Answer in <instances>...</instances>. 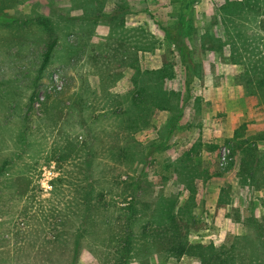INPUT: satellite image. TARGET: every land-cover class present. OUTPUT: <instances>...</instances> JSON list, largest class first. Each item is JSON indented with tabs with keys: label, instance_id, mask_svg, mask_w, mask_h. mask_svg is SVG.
<instances>
[{
	"label": "rangeland",
	"instance_id": "374dc122",
	"mask_svg": "<svg viewBox=\"0 0 264 264\" xmlns=\"http://www.w3.org/2000/svg\"><path fill=\"white\" fill-rule=\"evenodd\" d=\"M184 3L0 0V264H111L128 220V264H208L225 252L264 264V99L238 80L264 65V0H194L187 37L199 67L186 102L161 27ZM146 85L178 103L125 129ZM254 144L246 172L241 150ZM164 207L193 212L175 239L155 218ZM147 223L159 236L142 234Z\"/></svg>",
	"mask_w": 264,
	"mask_h": 264
},
{
	"label": "trees",
	"instance_id": "16d2710c",
	"mask_svg": "<svg viewBox=\"0 0 264 264\" xmlns=\"http://www.w3.org/2000/svg\"><path fill=\"white\" fill-rule=\"evenodd\" d=\"M194 0H185L184 5L181 7L180 14L178 20L172 26H161L163 31L165 32L166 38L170 41L172 45H174L175 50L178 54L181 64L185 70V87H186V100L187 101L190 92H191V84L194 81L195 76L197 75L199 64L197 63L193 50L189 45L187 31H188V23L189 17L192 11V5ZM12 21H16L17 19L11 17ZM38 22L45 27L49 28L50 24L44 18H38ZM56 46V39L52 40L45 53L42 56L41 64L37 70V75L34 79V83L39 84L43 77V72L48 67L51 62L54 48ZM240 83L244 84L245 88L251 93L257 94L264 99V65L260 62V64H254L250 68H247L243 74H240L238 77ZM137 80H135L136 83ZM149 88V86H141V89L137 91L136 96L132 100L135 111L131 113L124 112L123 120H124V128L130 130L143 129L150 126L151 123V114L153 112L162 111V110H173L178 103V95L175 91H169L161 89L159 86L153 88L151 92L145 91L142 89ZM36 86H33V91H35ZM31 102H34V92L31 95ZM264 102V101H263ZM175 103V104H174ZM182 117V112L180 114H174L169 120V132L171 133L176 129L178 122ZM246 143V140L243 141ZM160 147V146H159ZM244 150V151H243ZM242 156L244 155V162L246 161V172H254L255 166H253V161L258 158L260 154V149L254 145H250L241 150ZM260 162H262L260 160ZM131 209V207L127 208V211ZM156 219L159 223L170 222V233L173 235V239L177 232V228L180 227V218L185 221H190L193 219V212L189 210H185L184 208H179L176 213L174 208H157L155 211ZM180 217V218H179ZM179 218V219H177ZM167 220V221H166ZM150 223L143 224L141 227V231L143 235L151 236H159V226L156 230H152L150 228ZM124 234L123 236H119L118 242L122 243L121 246L114 245L113 246V256L114 262L111 264H128L129 263V255L133 251V242H134V233L131 231L130 221H124L123 224ZM80 241L79 239L76 242L75 249L76 254L79 252ZM177 247V246H176ZM179 247V246H178ZM175 248V244L173 243V249ZM231 252V251H230ZM75 254V255H76ZM79 257L76 256L72 259L71 264H77ZM205 262L208 264H249L246 260H241L235 256L234 253L225 252V256L217 253L212 255L208 260L205 259Z\"/></svg>",
	"mask_w": 264,
	"mask_h": 264
}]
</instances>
